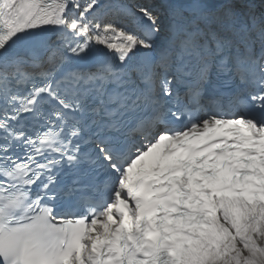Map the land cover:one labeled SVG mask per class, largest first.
Here are the masks:
<instances>
[{
    "label": "snow or ice",
    "instance_id": "1",
    "mask_svg": "<svg viewBox=\"0 0 264 264\" xmlns=\"http://www.w3.org/2000/svg\"><path fill=\"white\" fill-rule=\"evenodd\" d=\"M0 264H264V0H0Z\"/></svg>",
    "mask_w": 264,
    "mask_h": 264
}]
</instances>
